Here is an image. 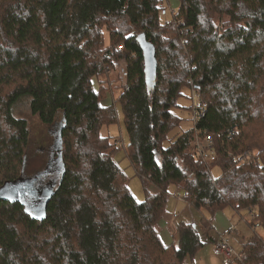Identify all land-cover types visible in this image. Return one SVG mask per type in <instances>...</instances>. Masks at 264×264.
Listing matches in <instances>:
<instances>
[{"label": "trees", "instance_id": "trees-1", "mask_svg": "<svg viewBox=\"0 0 264 264\" xmlns=\"http://www.w3.org/2000/svg\"><path fill=\"white\" fill-rule=\"evenodd\" d=\"M165 1L0 0V264H189L226 209L253 232L225 264H264V0H178L162 20ZM141 34L155 50L151 80ZM185 86L204 114L170 136ZM21 99L51 128L52 147L61 143L47 175V165L27 173L29 122L13 113ZM119 105L127 144L101 132ZM196 133L212 136L213 163L198 156ZM122 147L142 200L114 159ZM38 174L35 191L55 183L41 214L26 206L35 191L15 195ZM172 185L200 216H178L167 244L157 225Z\"/></svg>", "mask_w": 264, "mask_h": 264}, {"label": "rangeland", "instance_id": "rangeland-1", "mask_svg": "<svg viewBox=\"0 0 264 264\" xmlns=\"http://www.w3.org/2000/svg\"><path fill=\"white\" fill-rule=\"evenodd\" d=\"M178 0H169L164 2V8L161 13L162 20H169L173 18V10L177 11ZM122 67L120 64L119 69ZM113 78H117L116 72L113 74ZM95 87L98 88L99 84L97 80H94ZM120 82H114L117 95L118 86ZM183 95L179 97L180 106L174 108L173 111L182 118L181 124L171 133L170 136L175 135L178 132L192 128L194 122L192 120L193 114L192 109L190 110L187 107H190L193 104V91L191 87L185 86L182 90ZM112 97L107 98V102L111 101ZM29 99H21L17 106L13 108V113L16 116H23L28 119L29 128L31 133V145L28 154L27 162V173L30 176H33L38 171H41L46 166L44 171L45 174H48L50 171V164L53 158H55L56 147H52L55 142V137L51 135V128L47 127L42 123L38 115H34L28 105ZM119 111V120L116 124L103 126L101 128L102 134H110L112 136L118 137L120 143L127 144L129 142V136L126 130L124 123V116L122 108L118 106ZM170 142V139H166L164 145H167ZM115 161L121 166L128 176V185L131 192L136 196L138 200L144 198L143 193V184L137 173V171L132 166V163L127 156L125 149L120 148L114 155ZM213 171L218 174L219 172L216 169V165H212ZM40 182V181H39ZM45 184V183H44ZM51 184L50 181L46 182V185ZM171 192L179 193V189L176 187H170ZM181 193V192H180ZM179 193V194H180ZM175 198L174 195H170V200L168 203V210L171 211L172 208H175L180 217L186 215L190 218H198L200 212L192 208L183 199H178V206H173L174 202L172 201ZM181 198V197H179ZM183 205V206H182ZM172 206V207H171ZM232 210V209H228ZM173 212V211H172ZM235 223L233 224L232 231H229L228 242L239 252L241 250V243L248 235L253 232L251 225L244 219L241 218L239 214L235 213ZM260 233H263L262 230L258 229ZM193 260V261H192ZM189 260V264H225L226 259L215 254L212 241L207 240L206 244L201 248V250L195 255V257Z\"/></svg>", "mask_w": 264, "mask_h": 264}, {"label": "crops", "instance_id": "crops-1", "mask_svg": "<svg viewBox=\"0 0 264 264\" xmlns=\"http://www.w3.org/2000/svg\"><path fill=\"white\" fill-rule=\"evenodd\" d=\"M178 4H179V1H178ZM172 186L175 187V185H172ZM171 194L175 196V198L172 200L174 202L173 206H178V203H179L178 199H183V198L182 197L179 198L180 197L179 193L171 192L170 190V195ZM175 210H176L175 208H172L171 211L167 210L162 220L157 225V229H158V232L162 240L164 241V243H167V244L174 240V234L177 232V219H178L179 214ZM234 217H235V214L233 213V210H228V209L222 212H218L216 214L215 221L213 223V228L211 229V232L209 235L212 238L211 241H212L213 249H214V243L217 238L227 237L228 239L229 231H232L233 224L235 223ZM241 247H242V243H241Z\"/></svg>", "mask_w": 264, "mask_h": 264}, {"label": "water", "instance_id": "water-1", "mask_svg": "<svg viewBox=\"0 0 264 264\" xmlns=\"http://www.w3.org/2000/svg\"><path fill=\"white\" fill-rule=\"evenodd\" d=\"M140 42L146 56V62L148 66L147 67L148 78L151 80L153 79V74H154L153 72L156 69V66L154 65L155 63L154 46L152 43L147 41L145 34L140 35ZM55 147L57 148L59 153L61 148L60 141L55 145ZM36 181H37L36 176L32 178L21 179L20 182L17 183V186L21 187L22 189L20 192L16 193L15 195L18 198H21L26 193V191H30V190L35 191L36 189H34V187ZM54 186H55L54 182L48 185L39 186L37 191L33 192V194H37L40 199L36 204L26 203V206L35 214H41L42 212H44L47 209V205L51 200L52 196L55 194Z\"/></svg>", "mask_w": 264, "mask_h": 264}, {"label": "built area", "instance_id": "built-area-1", "mask_svg": "<svg viewBox=\"0 0 264 264\" xmlns=\"http://www.w3.org/2000/svg\"><path fill=\"white\" fill-rule=\"evenodd\" d=\"M192 114L195 123L204 114V108L198 105V97L195 91L193 92ZM194 148L198 156L207 164L213 163L217 158L212 136L202 139L196 133ZM215 254L228 260L234 258L238 253L225 238L221 237L215 243Z\"/></svg>", "mask_w": 264, "mask_h": 264}, {"label": "flooded vegetation", "instance_id": "flooded-vegetation-1", "mask_svg": "<svg viewBox=\"0 0 264 264\" xmlns=\"http://www.w3.org/2000/svg\"><path fill=\"white\" fill-rule=\"evenodd\" d=\"M44 175H47V174H44ZM41 177H42V174H38V175L36 176V178H37L38 181H39V179H41ZM46 179H47V176L43 179L44 182L46 181ZM36 182H37V181H36Z\"/></svg>", "mask_w": 264, "mask_h": 264}]
</instances>
